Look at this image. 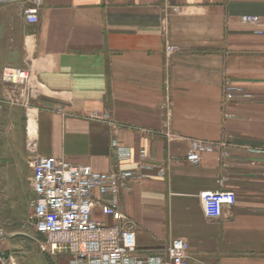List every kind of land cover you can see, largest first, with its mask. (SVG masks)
<instances>
[{
	"label": "crops",
	"instance_id": "obj_1",
	"mask_svg": "<svg viewBox=\"0 0 264 264\" xmlns=\"http://www.w3.org/2000/svg\"><path fill=\"white\" fill-rule=\"evenodd\" d=\"M23 9L0 7V71L30 68L34 79L25 91L0 76V98L14 100L0 111L25 113L24 145L34 137L40 155L110 171L111 129L85 114L108 110L130 127L159 130L168 98L181 139L121 129L133 153L124 166L136 167L142 150L182 157L189 138L225 136L230 166L211 152L197 165L172 162L165 178L147 169L120 200L138 248L162 251L185 238L190 264H264V154L247 148L264 147V33L256 32L264 30V0H41L36 23ZM246 15L260 22L245 23ZM226 81L236 90L228 104ZM207 190H233L237 201L209 219L200 198ZM95 217L104 219L99 209Z\"/></svg>",
	"mask_w": 264,
	"mask_h": 264
},
{
	"label": "built area",
	"instance_id": "obj_2",
	"mask_svg": "<svg viewBox=\"0 0 264 264\" xmlns=\"http://www.w3.org/2000/svg\"><path fill=\"white\" fill-rule=\"evenodd\" d=\"M41 0H0V4L18 3L24 5L23 16L29 23L39 20ZM245 23L258 24L257 15H246ZM256 32L264 33L257 29ZM175 47L167 46V53L175 52ZM1 81L6 85L23 90L30 89L34 74L30 68L7 65L0 71ZM236 90L230 81L223 85L224 103L232 101ZM9 97L0 98V108L5 103H13ZM165 123L163 128L153 130L145 127H130L116 120L108 110H91L85 118L107 124L112 133L110 142L114 166L110 171H97L89 165L75 164L64 157L40 155L38 142L27 137L25 147L33 158L31 183L34 197L29 201L33 211L32 225L45 236L38 240L44 252L58 254L65 252L71 257L70 264H190L193 257L190 244L185 238H174L165 250L144 252L138 248L134 223L120 207L121 195L132 188L134 181L146 178L147 169L157 171V176L165 178L172 162L184 160L197 165L205 153L217 152L223 169H228L230 147L233 143L229 136L220 140L189 138L188 150L182 156L169 153L166 159L158 160L151 153L140 151L136 167H126L133 153L130 147L117 137L118 131L132 128L144 134L158 135L168 141L181 139L173 133L171 102L163 105ZM226 116H229L226 114ZM249 151L264 154V147H247ZM204 214L217 220L223 214L224 206H232L237 201L233 190H207L200 193ZM99 209L104 219L95 217ZM5 231L0 229V241ZM0 264H15L0 249Z\"/></svg>",
	"mask_w": 264,
	"mask_h": 264
},
{
	"label": "rangeland",
	"instance_id": "obj_3",
	"mask_svg": "<svg viewBox=\"0 0 264 264\" xmlns=\"http://www.w3.org/2000/svg\"><path fill=\"white\" fill-rule=\"evenodd\" d=\"M23 120L24 112L0 111V229L5 231L0 249L15 264H70L69 254L44 252L38 245L45 236L32 225L33 158L21 137Z\"/></svg>",
	"mask_w": 264,
	"mask_h": 264
}]
</instances>
